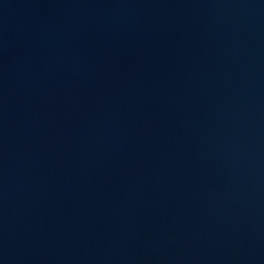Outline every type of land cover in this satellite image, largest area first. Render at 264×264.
Listing matches in <instances>:
<instances>
[{
	"label": "water",
	"instance_id": "obj_1",
	"mask_svg": "<svg viewBox=\"0 0 264 264\" xmlns=\"http://www.w3.org/2000/svg\"><path fill=\"white\" fill-rule=\"evenodd\" d=\"M0 264H264V0H0Z\"/></svg>",
	"mask_w": 264,
	"mask_h": 264
}]
</instances>
